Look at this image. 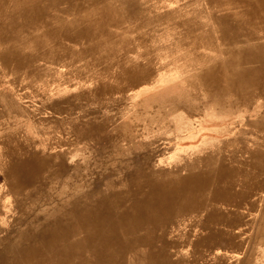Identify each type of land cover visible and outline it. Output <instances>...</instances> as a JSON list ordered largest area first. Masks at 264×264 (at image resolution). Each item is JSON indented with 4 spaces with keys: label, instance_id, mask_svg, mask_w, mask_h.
<instances>
[{
    "label": "rangeland",
    "instance_id": "1",
    "mask_svg": "<svg viewBox=\"0 0 264 264\" xmlns=\"http://www.w3.org/2000/svg\"><path fill=\"white\" fill-rule=\"evenodd\" d=\"M169 1L136 0L139 9L144 10L145 14L148 12V19H128L122 16L119 26L111 28V37L105 38L100 34L90 38L88 42L82 40L67 43L68 46L62 42H54L47 45L49 48L38 51L31 41L35 36L45 37L40 32L42 30L20 29L17 27L23 22L20 18L0 20V55L3 45L6 48L19 45V53L26 55V61L32 63L31 67L27 65V68L17 70L13 64L6 65L0 59V230L3 235L14 227L17 219H32L35 214L47 210L53 203L56 204L58 193L62 189L68 190V186L62 184L66 178H71L73 183H78L83 189H107L121 185L143 172L172 177L189 173L190 166L196 164V169L216 168L223 159L229 162L233 151L261 145L260 137L264 134L251 123L257 119L264 100L251 98L236 101L221 92L212 96L198 79L202 67L217 66L222 60L226 41L222 39V27L218 18L233 16L237 6L226 0ZM60 9L55 14L54 27L57 23L64 24L71 28L68 30L73 31L76 26L71 20L72 16L64 15L66 10L63 9L66 8ZM168 14H174V17H168ZM15 29H18V33H15ZM193 29L198 31L197 38L186 34L187 30L193 32ZM59 36V33L54 35L56 39ZM92 47L93 55L89 54ZM67 77L69 78L66 79ZM11 160H23L24 163L37 160L41 167L46 168V173H40L39 178L46 184L31 216L27 213L32 208L31 200L19 202L22 196L26 197L28 189L21 192L11 189L10 182L14 179L10 170ZM61 164L68 169L59 176V180H55L51 176L59 173L57 168ZM262 196L264 192L257 190L250 199L241 203L242 214L251 215L255 220V216L261 212L258 200ZM252 200L255 210L249 211V202ZM205 217L201 215L197 220H204ZM213 228L216 231L225 229L218 225ZM234 231L241 235L243 229ZM195 233L203 234L201 231ZM215 249L209 254V264H232L243 260L241 250L229 254L224 245ZM262 255L263 252H257L256 256L248 257L245 261L264 264Z\"/></svg>",
    "mask_w": 264,
    "mask_h": 264
},
{
    "label": "bare ground",
    "instance_id": "2",
    "mask_svg": "<svg viewBox=\"0 0 264 264\" xmlns=\"http://www.w3.org/2000/svg\"><path fill=\"white\" fill-rule=\"evenodd\" d=\"M226 1L236 5L237 9L233 16L218 18L222 27V39L226 41L223 58L216 64L217 66L202 67L203 70L198 74V79L201 84L207 87L212 96H215L217 92H221L236 101H247L251 98L264 100V0ZM61 7L66 8L63 9L66 10L64 15L72 16L73 19L71 20L76 26L75 29H72L73 31L68 30L71 28L64 26V24L57 23L54 27L55 14L61 10ZM146 14L144 10L139 9L136 0H111L109 3L105 0H0V20L20 18L23 20L17 26L20 29L42 30L40 32L45 37L35 36L31 41L37 51L43 48L47 49L50 43L54 42H62L67 45V43L73 44L82 40L88 42L90 38L100 34H102V37L110 36L111 28L119 26V19L122 16L128 19L145 18L147 20ZM168 17H174V14H168ZM17 30L15 29V33H18ZM196 31L193 29V33L191 30H187L186 34L197 38L198 31ZM55 33L60 34L58 39L54 37ZM173 35L171 36L173 37ZM25 41L27 42V40ZM19 47L17 45L16 47L6 48L3 45L0 55L1 62L6 65L13 64L17 70L32 65L31 62L26 61V55L19 53ZM92 50L93 47L89 51L91 55H93ZM97 62L99 61L97 60ZM195 64L197 65V63ZM133 80L132 82H134ZM259 110L260 113L257 115V119L251 120L253 121L251 124L264 134V106ZM260 139L262 142L258 147L237 149L232 152L229 162L223 159L216 168L196 169L197 164L195 163L196 165L190 166L189 173L176 174L172 177L155 176V174L143 172L127 179L121 185L108 187L107 189L98 187L83 189L77 185L78 183H73L71 178H66L62 184L65 187L68 186L66 187L68 190L62 189L58 193L56 204H50L51 206L47 210L35 214L32 219L30 217L17 219L14 222V227L7 234L3 235L0 230V264H209L211 251H216L215 248L223 245L229 254L241 250L243 260L232 264H253L248 260L245 261L246 258L256 256L257 252L259 254L263 252L264 254V196L258 200L261 204V212L257 217L255 216V220L251 215L242 214L241 203L250 199L257 190L264 192V136ZM245 152L247 153L244 154ZM22 161H10L11 176H14L10 185L13 191L21 192L28 189L26 197L23 198L22 196L19 202L24 203L31 200L32 208L27 212L31 216L35 204L41 198L39 194L44 190L46 184L39 179L40 173H46V168L41 167V163L37 160L29 163ZM67 169L66 166L61 164L57 168L59 173H53L51 177L59 180V176L65 174ZM254 206L253 200L250 201L248 210H255ZM201 215L206 216L205 219L197 220ZM215 225L223 226L225 229H222L223 232L216 231L217 229L213 228ZM182 227L185 229H182ZM238 228L243 229L241 235L234 231ZM195 231H201L203 234H194ZM244 246H246V249Z\"/></svg>",
    "mask_w": 264,
    "mask_h": 264
}]
</instances>
